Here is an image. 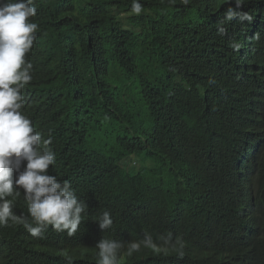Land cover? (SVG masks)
<instances>
[{
	"label": "trees",
	"instance_id": "trees-1",
	"mask_svg": "<svg viewBox=\"0 0 264 264\" xmlns=\"http://www.w3.org/2000/svg\"><path fill=\"white\" fill-rule=\"evenodd\" d=\"M139 2L136 14L133 0H35L37 39L26 58L44 97L26 109L51 136L49 174L70 181L88 208L73 236L0 225V264H97L102 237L125 243L119 264H187L164 247L172 232L190 235L207 223L215 230L235 213V202L205 204L200 191L210 163L226 168L232 144L256 128L246 90L264 86V34L224 20L230 0ZM256 9L264 30V0H242L239 11L252 17ZM256 189L262 224L242 250L253 257L214 264H264V164ZM20 191L8 197L13 211L35 226ZM104 211L113 225L102 232ZM146 232L161 250L129 256L128 242ZM226 243L224 252L238 239Z\"/></svg>",
	"mask_w": 264,
	"mask_h": 264
},
{
	"label": "clouds",
	"instance_id": "clouds-1",
	"mask_svg": "<svg viewBox=\"0 0 264 264\" xmlns=\"http://www.w3.org/2000/svg\"><path fill=\"white\" fill-rule=\"evenodd\" d=\"M230 3L235 7L226 9L224 20L251 22L250 30L264 34L257 23V9L251 17L239 11L242 0H230ZM142 7L139 0H133L134 13L140 14ZM36 15L35 0H0V225L8 224L9 220L23 223L30 235L38 238H43L48 226L73 236L80 228L88 205L77 196L70 181H61L49 174V166H54L56 159L49 147L51 136L47 139L43 135L44 129L32 121L33 114L26 109L30 102L44 97L43 91L36 90L33 64L26 58L37 39L38 24L31 19ZM223 24L222 20L217 26L219 35L226 34ZM232 47L239 49L240 45L233 43ZM248 48L250 43L245 41V49ZM254 86L253 83L246 92L247 99L255 104L252 108L257 122L255 130L232 144L230 154L233 156L226 168L218 162L210 163L206 171L213 176L203 182L200 191L205 204L235 202V213L215 230L207 223L201 229L190 230V235L173 231L169 240L164 241L165 249L173 245L176 259L186 260L187 264L220 263L221 259L234 255L243 260L253 257V252L242 250L262 224L256 184L264 164V86ZM197 147L199 153L209 155L203 151V145ZM213 188L223 194L211 197ZM21 189L35 226L22 214L17 216L12 200L8 199L20 196ZM96 222L102 232L110 229L113 225L111 213L104 211ZM233 239H238V243L224 252L226 241ZM95 247L98 249L97 264H119L118 255L125 243L102 237ZM142 247L161 250L146 232L141 240L128 242L127 254L131 256Z\"/></svg>",
	"mask_w": 264,
	"mask_h": 264
}]
</instances>
